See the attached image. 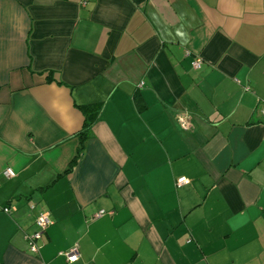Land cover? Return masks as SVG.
Wrapping results in <instances>:
<instances>
[{
  "label": "crops",
  "instance_id": "obj_1",
  "mask_svg": "<svg viewBox=\"0 0 264 264\" xmlns=\"http://www.w3.org/2000/svg\"><path fill=\"white\" fill-rule=\"evenodd\" d=\"M262 111L264 0H0V264H264Z\"/></svg>",
  "mask_w": 264,
  "mask_h": 264
},
{
  "label": "built area",
  "instance_id": "obj_2",
  "mask_svg": "<svg viewBox=\"0 0 264 264\" xmlns=\"http://www.w3.org/2000/svg\"><path fill=\"white\" fill-rule=\"evenodd\" d=\"M192 68L195 70H199L201 68V59L196 58L192 63ZM262 115H264V111H262ZM179 122L182 126V128L187 129V122L184 118H180ZM5 177L7 178H13L15 174L10 169H7L4 172ZM186 183V180L184 178H180L176 181L177 186H181L182 184ZM4 213H9V210L7 208L3 209ZM105 214L104 211H100L97 214L94 215L93 218H100ZM35 231L27 237V241L29 244V251L33 254H36L38 252V242L41 239L42 235L46 231V229L51 225V219L50 215L47 211H41L36 219H35ZM63 256L65 257L66 261L69 263H74L79 260V252L77 245L72 247L67 252L63 253Z\"/></svg>",
  "mask_w": 264,
  "mask_h": 264
},
{
  "label": "trees",
  "instance_id": "obj_3",
  "mask_svg": "<svg viewBox=\"0 0 264 264\" xmlns=\"http://www.w3.org/2000/svg\"><path fill=\"white\" fill-rule=\"evenodd\" d=\"M87 112L88 113H86V121H85V133H86V135L88 133V130L91 128V126L95 122L96 115H97V109L95 107L87 108ZM86 138H87V136H85V139ZM81 149H82V147L79 148L78 153H80Z\"/></svg>",
  "mask_w": 264,
  "mask_h": 264
}]
</instances>
